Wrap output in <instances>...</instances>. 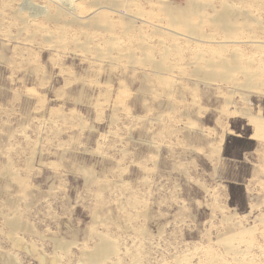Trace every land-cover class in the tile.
<instances>
[{"label":"rangeland","instance_id":"374dc122","mask_svg":"<svg viewBox=\"0 0 264 264\" xmlns=\"http://www.w3.org/2000/svg\"><path fill=\"white\" fill-rule=\"evenodd\" d=\"M259 108L264 0H0V264H264Z\"/></svg>","mask_w":264,"mask_h":264},{"label":"crops","instance_id":"0c3cea01","mask_svg":"<svg viewBox=\"0 0 264 264\" xmlns=\"http://www.w3.org/2000/svg\"><path fill=\"white\" fill-rule=\"evenodd\" d=\"M240 118L246 121L245 124L251 129L250 139L256 142V146L253 150L244 152L241 159L229 158L224 156L226 138L223 139L219 149V159L221 161L218 160V163H216L215 172L218 175L222 169L226 170V165H230L237 172L242 169L247 170L240 181L229 178L227 183L228 185L238 184L244 187L246 214L255 216L257 212L264 209V108H259L256 112H242ZM228 133L231 134L232 131H228ZM228 196L230 200L232 194L229 190Z\"/></svg>","mask_w":264,"mask_h":264},{"label":"trees","instance_id":"16d2710c","mask_svg":"<svg viewBox=\"0 0 264 264\" xmlns=\"http://www.w3.org/2000/svg\"><path fill=\"white\" fill-rule=\"evenodd\" d=\"M251 129L248 128L247 133L241 135V137L228 135L225 146H224V156L229 158L236 157L237 159H241L244 152L253 150L256 146V142L250 139ZM235 151V152H234ZM240 192V194L245 195V189L242 185L237 186L236 184H230V192L232 194V201L234 198V190Z\"/></svg>","mask_w":264,"mask_h":264}]
</instances>
